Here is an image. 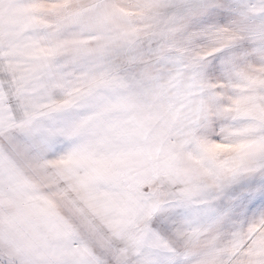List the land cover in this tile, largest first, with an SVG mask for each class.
<instances>
[{
  "label": "snow or ice",
  "instance_id": "6c2138e0",
  "mask_svg": "<svg viewBox=\"0 0 264 264\" xmlns=\"http://www.w3.org/2000/svg\"><path fill=\"white\" fill-rule=\"evenodd\" d=\"M0 264H264V0H0Z\"/></svg>",
  "mask_w": 264,
  "mask_h": 264
}]
</instances>
